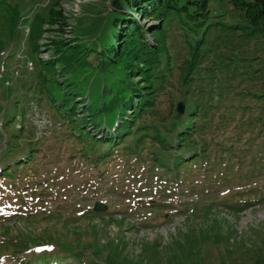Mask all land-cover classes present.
<instances>
[{
    "label": "rangeland",
    "instance_id": "1",
    "mask_svg": "<svg viewBox=\"0 0 264 264\" xmlns=\"http://www.w3.org/2000/svg\"><path fill=\"white\" fill-rule=\"evenodd\" d=\"M110 1L0 0V264H264V34L226 2L190 34L205 41L203 66L225 68L222 98L184 119L190 45L166 23L149 79L164 82L122 132L132 107L113 115L109 98L136 77L118 80L95 53L51 72L59 25L25 30L61 12L68 36L98 53L114 30Z\"/></svg>",
    "mask_w": 264,
    "mask_h": 264
},
{
    "label": "trees",
    "instance_id": "2",
    "mask_svg": "<svg viewBox=\"0 0 264 264\" xmlns=\"http://www.w3.org/2000/svg\"><path fill=\"white\" fill-rule=\"evenodd\" d=\"M222 2L229 4L232 9L246 21L248 27L253 32L264 34V0H111L110 12L114 15L112 19L114 30L109 32L107 36L108 41H106L103 47H99L100 50L98 53L97 48L93 50L83 48L78 45L75 40H72V36H68L70 33L67 28L68 24L64 29L61 28L60 21L63 19V13L61 12H53L54 10H52L48 13L46 18L36 17L37 22L35 20L32 22L30 30L34 36L37 33L38 27L41 25H59V28L57 30L55 29V32H59V40H54L53 43V49L55 51L52 54L50 62L48 61L45 63V65H48L47 67L50 68V71H55L59 62L64 64L70 62L81 63V60L84 62L88 55L95 53L97 56L96 58L100 60V67L102 69L117 70L120 72L118 80L122 77L123 81L136 77V81L132 80L128 85L122 86L120 91H117L109 98L111 103L110 109L113 110V115H120L121 110L124 112L122 106L126 108L131 106L132 108L128 111H132V116L130 118L133 119L135 123L138 121V116L141 114V111L149 109L148 107H150L155 97L153 94L155 89L159 84L164 82L165 79V75L162 74L160 78H157L156 84L149 80L152 75H154L155 66L161 62V55L164 53V39L166 38L165 24L170 23V21L179 23L181 26L185 27V35L190 45V49L187 52L190 60L186 63L185 75L182 77L183 84L187 87L185 89L186 91L184 90L187 101L183 102L186 107L183 118H193L196 116L201 106L206 107V109L209 108V106L203 104L204 102H200L201 99L206 100L205 103H209L213 102L215 98L216 100L221 99L223 95L218 80L219 78H223V75L219 73H222L225 67L221 68L219 72V68L215 67V65H211V68L207 65L203 66L202 61L204 59L202 58L210 57L206 54L207 48L205 47V41L198 40L196 44L193 45L192 38L190 37V34H194L196 28L202 29L211 24V13L218 9ZM137 18L152 21L154 24L153 28L150 30L147 29V31L142 29ZM144 32L149 34L151 42L146 41ZM32 34L30 38L33 37ZM191 45L193 46L192 49ZM37 48L41 47L38 46ZM65 51L67 55L64 57L63 54ZM48 52H51V50H48ZM217 62L219 63L212 64L228 65L224 60H219ZM201 72L202 74H200ZM52 75L54 74L52 73ZM201 79H204L205 82L200 83L201 85L197 84L196 86H202L208 83L210 87L198 89L196 86H190V82H196ZM188 81L190 82L187 85ZM133 95H137L135 96V108H133L134 103L133 100H131ZM138 97L141 102H139ZM191 98H194L192 104L188 102ZM127 99L130 100L127 101ZM77 104V102H74L72 106L74 109H71V106L69 107L71 111L70 114L75 113ZM90 109H82V112L85 114L84 117L90 118V116L87 115ZM176 116L178 120L180 116ZM114 121L115 119H113L111 125H113ZM129 121V114L126 121L124 120L119 123L117 120L118 131L130 133L137 128L136 123L131 125V121ZM106 126L110 127L108 125ZM189 127L190 124L185 125L183 123V127H180L178 137L182 139L183 135H189ZM110 131V128H108L106 130L107 133L105 132L103 137L109 139L107 136L111 135L109 134ZM118 139L119 138L116 137V140ZM112 141L113 140L107 141V143L111 144ZM181 142L182 141H180L179 144H181Z\"/></svg>",
    "mask_w": 264,
    "mask_h": 264
},
{
    "label": "water",
    "instance_id": "3",
    "mask_svg": "<svg viewBox=\"0 0 264 264\" xmlns=\"http://www.w3.org/2000/svg\"><path fill=\"white\" fill-rule=\"evenodd\" d=\"M183 110H184L183 104L179 103V104L177 105V112H178L179 114H182ZM95 209H96V207H94V210H95Z\"/></svg>",
    "mask_w": 264,
    "mask_h": 264
},
{
    "label": "bare ground",
    "instance_id": "4",
    "mask_svg": "<svg viewBox=\"0 0 264 264\" xmlns=\"http://www.w3.org/2000/svg\"><path fill=\"white\" fill-rule=\"evenodd\" d=\"M25 30H26V32L28 33V31H29V28H28V30H27V29H25ZM27 33H26V34H27Z\"/></svg>",
    "mask_w": 264,
    "mask_h": 264
}]
</instances>
